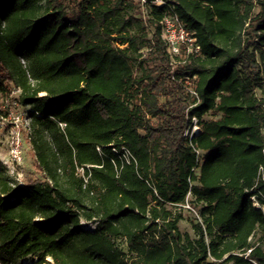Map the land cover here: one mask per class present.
Instances as JSON below:
<instances>
[{
	"label": "trees",
	"instance_id": "16d2710c",
	"mask_svg": "<svg viewBox=\"0 0 264 264\" xmlns=\"http://www.w3.org/2000/svg\"><path fill=\"white\" fill-rule=\"evenodd\" d=\"M152 1L0 0V115L17 90L40 172L0 167V264H264V0Z\"/></svg>",
	"mask_w": 264,
	"mask_h": 264
},
{
	"label": "rangeland",
	"instance_id": "374dc122",
	"mask_svg": "<svg viewBox=\"0 0 264 264\" xmlns=\"http://www.w3.org/2000/svg\"><path fill=\"white\" fill-rule=\"evenodd\" d=\"M141 11L145 17V10ZM262 77L264 79V65H262ZM262 92H264V83ZM17 95L18 91L14 90L7 99L1 101V108L7 112V115H0V167L5 168L7 174L21 185L25 177L39 178L40 172L36 167L34 152L29 142V109L17 102ZM195 128V125H191L186 130L188 137L194 134ZM192 217L191 211L183 210V218L178 223L181 232L193 234ZM81 224L88 229L93 227L90 223ZM25 263L30 264L32 261L29 259L21 261V264Z\"/></svg>",
	"mask_w": 264,
	"mask_h": 264
},
{
	"label": "built area",
	"instance_id": "2783aa9c",
	"mask_svg": "<svg viewBox=\"0 0 264 264\" xmlns=\"http://www.w3.org/2000/svg\"><path fill=\"white\" fill-rule=\"evenodd\" d=\"M145 2V0H140ZM156 5H162V0H153ZM161 24V38L166 46L167 52L173 56L183 53L185 57L199 54L200 47L196 42V38L184 27L183 23L177 17L176 14L165 15L160 21ZM193 121L195 119L193 118ZM194 133L195 130H194ZM186 134V133H185ZM193 134H191L192 136ZM190 136V137H191ZM264 153V148H263ZM17 152V149H16ZM125 159H129L130 154L124 152ZM258 178L264 179V165H261L258 169ZM252 206L254 208L264 209V195H261L260 199L256 196H251ZM185 208H190L186 203L183 205Z\"/></svg>",
	"mask_w": 264,
	"mask_h": 264
},
{
	"label": "bare ground",
	"instance_id": "6f19581e",
	"mask_svg": "<svg viewBox=\"0 0 264 264\" xmlns=\"http://www.w3.org/2000/svg\"><path fill=\"white\" fill-rule=\"evenodd\" d=\"M195 132H198V127L195 128Z\"/></svg>",
	"mask_w": 264,
	"mask_h": 264
}]
</instances>
